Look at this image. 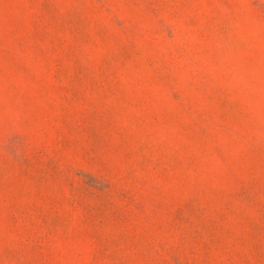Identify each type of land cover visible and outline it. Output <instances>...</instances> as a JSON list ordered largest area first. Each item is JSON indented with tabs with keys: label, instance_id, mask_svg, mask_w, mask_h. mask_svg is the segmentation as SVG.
I'll return each mask as SVG.
<instances>
[{
	"label": "rangeland",
	"instance_id": "374dc122",
	"mask_svg": "<svg viewBox=\"0 0 264 264\" xmlns=\"http://www.w3.org/2000/svg\"><path fill=\"white\" fill-rule=\"evenodd\" d=\"M0 264H264V0H0Z\"/></svg>",
	"mask_w": 264,
	"mask_h": 264
}]
</instances>
